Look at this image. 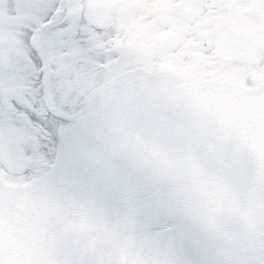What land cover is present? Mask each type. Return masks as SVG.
<instances>
[{
  "label": "snow or ice",
  "instance_id": "1",
  "mask_svg": "<svg viewBox=\"0 0 264 264\" xmlns=\"http://www.w3.org/2000/svg\"><path fill=\"white\" fill-rule=\"evenodd\" d=\"M0 264H264V0H0Z\"/></svg>",
  "mask_w": 264,
  "mask_h": 264
},
{
  "label": "clouds",
  "instance_id": "2",
  "mask_svg": "<svg viewBox=\"0 0 264 264\" xmlns=\"http://www.w3.org/2000/svg\"><path fill=\"white\" fill-rule=\"evenodd\" d=\"M158 255H160V253L156 249H150V248L143 249V256L145 259L147 258L155 259Z\"/></svg>",
  "mask_w": 264,
  "mask_h": 264
}]
</instances>
